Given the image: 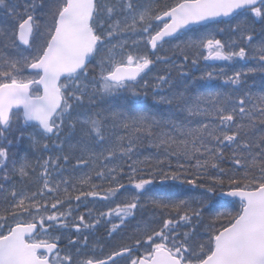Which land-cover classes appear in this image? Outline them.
<instances>
[{"label": "snow or ice", "instance_id": "snow-or-ice-1", "mask_svg": "<svg viewBox=\"0 0 264 264\" xmlns=\"http://www.w3.org/2000/svg\"><path fill=\"white\" fill-rule=\"evenodd\" d=\"M223 18L227 42L202 36L161 54ZM201 58L243 62L223 76L227 92L189 81L182 69ZM157 63L180 69L176 83L155 78V94L171 92L154 98L165 112L136 89ZM145 148L156 154L141 159ZM89 198L107 210L76 216ZM232 202L237 211H216ZM148 207L129 243L89 247L92 230L104 224L112 238ZM122 262L264 264V0H0V264Z\"/></svg>", "mask_w": 264, "mask_h": 264}, {"label": "trees", "instance_id": "trees-1", "mask_svg": "<svg viewBox=\"0 0 264 264\" xmlns=\"http://www.w3.org/2000/svg\"><path fill=\"white\" fill-rule=\"evenodd\" d=\"M159 2L160 3L167 2V3L171 4V3H174L175 0H159ZM240 19H242V17ZM236 22L237 21H235V20L232 21V23H236ZM256 27L258 30L259 24H257ZM221 29H223L224 31H221ZM202 36H214L216 39H220L224 42H227L229 40V36H230V25L226 21L223 23H215V24L209 25L207 27L200 28L198 31H195V32L189 31V32H187L186 35H181V37L179 39L171 40L169 43H165L163 45V48L161 49V54H167V55L171 56L176 45H180L181 47H184L190 39H199ZM255 39L257 41H259L261 39V36H260L258 31H257V35H256ZM153 59H155V57H153ZM173 60H175V62L177 64H179L182 61V57H179V58L173 57ZM242 63L243 62L229 63V62L220 61V63L217 64V63H214L212 60L205 61L201 58L196 66H193L189 60V62L185 65V67L182 70L189 73V81L195 80L197 87H199L201 91L207 92V91H216L219 89V90H222L224 92H227L228 86H222L223 76L224 75H232L235 71L241 70V64ZM247 66L250 67V66H253V64L249 63ZM90 69H92L91 65H89V70ZM179 71H180V69L173 68L171 64L157 63L153 67V70L151 72H149L148 75L143 80H140L139 83L136 85L137 91H139L141 93V101H142L143 107H145L146 109H152L153 111H157V112H165L167 110L166 106H164V105L154 106V98L159 99V97L162 95H171V92L167 88H165L163 91L159 92L158 95L155 94L154 89H153V86L156 83L155 78L157 75H164V74L170 73L172 81L174 83H176L178 80ZM206 72H214L219 78L215 81H209V82L200 81L199 77L204 75ZM145 81H147V87H145ZM247 84L250 87L252 92H254V93L259 92L261 90V74H255V75L249 76L248 80H247ZM175 90L176 89H173V91H175ZM21 151H23V148ZM155 154H156V149H154V148L153 149H148V148L141 149L140 158L142 159L144 156L155 155ZM44 155L46 158L48 153H45ZM72 164L73 165L75 164L74 160L72 161ZM225 166H227V165H225ZM89 171H90L89 168H84L81 171H77V172L73 173V175L78 177L82 173H88ZM65 175H67V173H65ZM128 176H129L128 170L125 168V173L123 174L121 182L124 183L127 187H129L128 191H129V193H132L135 190L128 183ZM61 178L62 177H60V176L56 177L57 180H59ZM92 183L102 184L104 187H107V181H101V180L95 178V176H93ZM77 187H79V185H77ZM68 189H69V191L72 190L71 184L68 185ZM197 192H198V190H197ZM197 192H192V191L186 192L185 196L182 198H186V197L195 195V194H197ZM74 194H76V193H74ZM123 198H124L123 196H120L113 203L115 204L116 202H119ZM99 204L103 205L104 202L97 201L96 206L99 207ZM238 207H239V204L232 202V203H228L224 209L217 208L216 211L226 210V211L235 212L238 210ZM101 211H103V210H101ZM151 211H152L151 208L148 207L143 213H139V212L137 213L136 219L132 220L133 224L130 223L128 228H124L126 240H124L121 243H129L130 242V241H128L127 237L133 233V230H134L137 222L140 221L141 219L147 220L149 218V214L151 213ZM208 215H209V213L206 212L205 216L208 217ZM153 226L155 227L156 225H153ZM106 233H107V231L103 232V233L98 231L97 236L100 239H103V238H105Z\"/></svg>", "mask_w": 264, "mask_h": 264}, {"label": "rangeland", "instance_id": "rangeland-1", "mask_svg": "<svg viewBox=\"0 0 264 264\" xmlns=\"http://www.w3.org/2000/svg\"><path fill=\"white\" fill-rule=\"evenodd\" d=\"M141 50L142 51L144 50L143 49V46L141 47ZM90 65L92 66V69L89 70L90 73H91L93 71V69H94L95 61H93ZM21 150H22V148H21ZM127 188H129V187H127ZM89 200L92 201V202L87 203V206L86 207L82 204L78 209H75L76 201L75 200L72 201L73 208L75 209V215L76 216H78L80 214H84L87 217V215H88V208H92V209L95 210V212L98 213L101 210L106 211L107 210V207L109 206L108 205V202H104L103 205H100L99 204V207H97L96 206V203L99 200H94L93 201L92 198H89ZM110 206L111 207H115V204L112 203ZM66 208H67V205H64V207L63 208H60L59 210L60 211H63ZM130 223L133 224L132 220L130 221ZM130 223L127 225L126 228L129 227ZM106 229H107V226L104 225V224H102L99 227H97L96 229L92 230V232H91V234L89 236V247L90 248H91V246L93 244H96L97 242H99V244L104 247L105 252H108V251H111V249L113 247L117 246L118 244H121V242H123L124 240H126L125 239V231H124V229L121 232L117 233L112 238H109L108 233H106L105 238L100 239L97 236V232L100 231L101 233H103V232H106L107 231ZM183 230L184 229H180V231H183ZM70 232H74V230L69 229V230H64L63 231V236L65 238L61 241V244H60L61 247H63L67 243V236L70 234ZM57 234H60V233H57ZM97 253L99 254V247L97 248ZM122 264H125V262H122Z\"/></svg>", "mask_w": 264, "mask_h": 264}, {"label": "water", "instance_id": "water-1", "mask_svg": "<svg viewBox=\"0 0 264 264\" xmlns=\"http://www.w3.org/2000/svg\"><path fill=\"white\" fill-rule=\"evenodd\" d=\"M224 20H227V19H229V18H223ZM210 24H212V23H210ZM150 51H151V49H150ZM42 91V90H41Z\"/></svg>", "mask_w": 264, "mask_h": 264}]
</instances>
